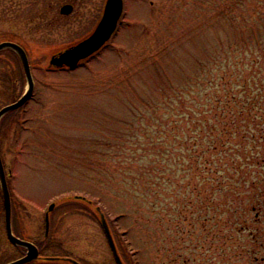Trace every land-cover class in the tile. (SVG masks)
<instances>
[{
  "label": "rangeland",
  "instance_id": "1",
  "mask_svg": "<svg viewBox=\"0 0 264 264\" xmlns=\"http://www.w3.org/2000/svg\"><path fill=\"white\" fill-rule=\"evenodd\" d=\"M213 1L123 0L111 38L69 69L49 67L50 55L91 32L105 0H0V41L26 44L34 79L31 98L0 130L19 235L38 239L44 210L55 202L50 250L84 264H116L101 221L105 202L121 229L132 225L133 240L147 250L143 264H264L261 252L254 259L246 250L247 232L231 231L234 195L194 188L193 140L180 139L182 113L223 96L237 76L227 58L239 53L229 40L240 35ZM66 2L73 9L62 14ZM237 65L243 76L258 70L247 60ZM10 74L0 60V108L26 86ZM75 194L95 204H68ZM4 234L1 218L0 263L16 255Z\"/></svg>",
  "mask_w": 264,
  "mask_h": 264
},
{
  "label": "trees",
  "instance_id": "2",
  "mask_svg": "<svg viewBox=\"0 0 264 264\" xmlns=\"http://www.w3.org/2000/svg\"><path fill=\"white\" fill-rule=\"evenodd\" d=\"M213 2L216 15L226 18L234 33L240 35L237 39L233 34L229 40L233 50H240L239 53L231 54L227 58L231 65H236L237 76L232 82L228 80L230 87L223 90V96L215 95L213 99L206 97L205 102L199 104V107H202L200 111L182 113V118L185 119L182 128L185 130L180 139L184 142L193 140L190 152L194 155L195 163L190 165L189 172L196 171L200 178L194 188L201 193L208 185L218 192H230L234 195L230 197L228 206L231 212L228 219L234 221L231 223V231L235 229L238 234L247 232L248 245L251 246H247L246 250L254 259L258 258L257 254L261 252V262L264 263V70L261 69L260 63L264 58V0ZM255 29L258 31L251 33V30ZM2 40L16 41L28 50L26 44L12 37H4ZM1 54H4V57L0 60L10 69L9 79L24 82L17 54L10 48L1 49ZM5 57H8L13 65L9 60H5ZM246 60L253 62V66L257 65L258 70L254 72L252 69L248 76H243L237 63H244ZM219 78L224 80L225 76ZM16 111L7 113L1 119L0 130L4 119ZM171 121L180 120L172 118ZM186 155H189L188 152ZM198 175L195 174L196 177ZM199 183L201 187L198 186ZM84 199L90 203L94 201L84 195L74 196L67 203L82 208L79 201ZM97 200L101 201L97 198L96 203ZM108 207L105 202H100V215L108 225L122 262L143 264L140 256L143 258L147 250L138 240H133L136 236L132 225L121 229L115 220L110 219ZM119 214L125 215L126 212ZM235 224H238V228L232 227Z\"/></svg>",
  "mask_w": 264,
  "mask_h": 264
},
{
  "label": "water",
  "instance_id": "3",
  "mask_svg": "<svg viewBox=\"0 0 264 264\" xmlns=\"http://www.w3.org/2000/svg\"><path fill=\"white\" fill-rule=\"evenodd\" d=\"M122 8H123V0H106L104 4L102 16L97 22L93 31L84 38L78 40L77 42L53 52L49 57L48 66L55 68L56 67L74 68L81 59H84L85 57L89 56L94 51L99 49L105 43V41L109 39L113 31L115 30L118 19L122 13ZM72 9H73L72 4L64 3L60 6L59 12L62 14H68L72 11ZM2 48H10L17 54L26 81V86L22 94L16 100L0 108V119L7 112L15 110L20 106H22L32 96L33 88H34V80L31 73L30 63L24 48L19 43L10 40L1 41L0 49ZM0 191H1L2 201L5 210V226H6L7 236L12 243L26 246L28 249V252L25 256L10 261L6 264H21L36 257L37 255L36 253L38 249L33 243L20 239L19 237L15 236V234L12 231L11 221H10L11 196L7 184L6 172L1 159V155H0ZM75 196L83 197L79 195H75ZM54 205L55 202H51L47 208V212L45 215V233H47L49 229L48 211L53 209ZM101 221L106 238L108 240L109 246L111 248L116 263L124 264L117 253V249L114 240L112 238V235L109 231L108 225L102 216H101ZM72 263L80 264L76 260H72Z\"/></svg>",
  "mask_w": 264,
  "mask_h": 264
},
{
  "label": "flooded vegetation",
  "instance_id": "4",
  "mask_svg": "<svg viewBox=\"0 0 264 264\" xmlns=\"http://www.w3.org/2000/svg\"><path fill=\"white\" fill-rule=\"evenodd\" d=\"M47 212V208L44 210V214H43V220H44V225H43V232L42 235L40 237H38V239H32L29 238L27 236H23L22 234L19 235L18 233H20L17 229H16V225H15V221H16V217L18 218V209L17 206L14 205V203L11 202L10 204V220H11V226L13 229V232L15 234V236L19 237L20 239L29 241L31 243H33L38 251H37V255L36 257H34L33 259L26 261L24 263L21 264H73L72 260V254L70 252H58V251H54V250H50V247L53 246V242H56L53 238V235L51 233V228L53 226L54 223V217L56 214V208L55 205L53 207V209H51L50 211H48V215H49V219L50 221V225L49 226V233H45V215ZM2 218V222H3V228H4V237L6 239V242L8 244V246L12 247L15 252L16 255L4 262H1L0 264H6L10 261L19 259L23 256H25L28 252V249L26 246L23 245H19V244H14L12 243L8 236H7V232H6V226H5V210H4V205L1 204L0 205V219ZM53 220V221H52ZM76 259V258H75ZM78 260V259H76ZM80 263L84 264L82 261L78 260Z\"/></svg>",
  "mask_w": 264,
  "mask_h": 264
}]
</instances>
